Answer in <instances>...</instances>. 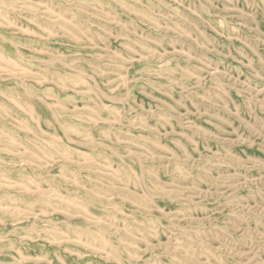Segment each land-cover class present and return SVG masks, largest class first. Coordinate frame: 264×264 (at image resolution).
<instances>
[{"label":"rangeland","instance_id":"rangeland-1","mask_svg":"<svg viewBox=\"0 0 264 264\" xmlns=\"http://www.w3.org/2000/svg\"><path fill=\"white\" fill-rule=\"evenodd\" d=\"M0 264H264V0H0Z\"/></svg>","mask_w":264,"mask_h":264}]
</instances>
